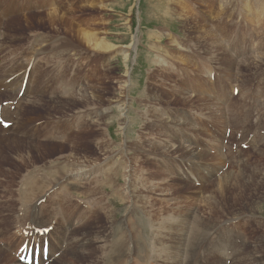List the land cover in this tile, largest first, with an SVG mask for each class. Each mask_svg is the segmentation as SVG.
<instances>
[{
	"label": "rangeland",
	"instance_id": "rangeland-1",
	"mask_svg": "<svg viewBox=\"0 0 264 264\" xmlns=\"http://www.w3.org/2000/svg\"><path fill=\"white\" fill-rule=\"evenodd\" d=\"M244 1H221L224 17L214 19L207 5L217 12L218 0H0V81L13 77L8 100L18 104L8 118L18 115L24 122L0 128V264H22L16 248L27 230L18 227L24 207L41 203L48 213L47 204L55 207L57 201L66 202L72 215L62 219L56 237L67 239L75 250L70 254L65 246H55L57 262L48 264H223L225 258L228 264H252L258 257L264 262V69L252 72L243 65L264 56V27L249 24L252 47L261 50H245L244 57L231 54L233 67L225 74L203 53L201 36L190 35L188 41L184 36L196 30L192 23L185 28V20H193L215 26L218 37H224L223 25L236 28L239 19H246ZM84 34L111 49H94ZM223 39L218 41L225 50ZM27 69L26 89L16 98ZM71 97L81 98L79 104H72ZM198 99L219 112L209 115ZM249 106H254L246 129L254 134L251 146L215 149L224 125L213 119L221 114L235 128L229 120L244 119ZM29 124L39 128L34 138L24 139ZM54 130H64L63 139H50L48 131ZM230 137L243 139L235 132ZM187 151L198 155L191 158ZM195 162L211 166L214 181ZM110 165L118 167L120 179L106 188L102 174ZM63 168L70 174L67 185L55 186L53 179L30 202L16 195L37 180L47 181L45 176H59ZM223 174L230 182L227 190L219 187ZM196 179H201L199 187ZM40 188L29 195H38ZM63 194L71 199L63 201ZM47 213L35 224L20 217L38 241L43 236L36 231L46 233L59 224L55 215L43 218ZM45 221L53 228L43 226ZM119 227L126 245L119 240ZM23 234L30 239L28 232ZM223 234L234 237L235 261L221 247ZM52 242L56 245L48 239L50 249ZM81 242L84 247L74 246ZM115 246L124 249L119 253Z\"/></svg>",
	"mask_w": 264,
	"mask_h": 264
},
{
	"label": "bare ground",
	"instance_id": "bare-ground-1",
	"mask_svg": "<svg viewBox=\"0 0 264 264\" xmlns=\"http://www.w3.org/2000/svg\"><path fill=\"white\" fill-rule=\"evenodd\" d=\"M219 2H220V4H219V6H220V8H219V10L217 11V12H215L213 9L211 10V9H209L210 8V5H209V2H208V5H207V9H208V12H209V17L210 16H214V19L216 18V19H222L223 17H221L220 16V13H221V11H223V9H224V7H223V3H221V1H223V0H218ZM231 1V0H230ZM253 3H251L250 2V0H245L244 2H242V8H243V13H244V15L246 16V19H244V18H241V19H239V22H238V24L236 25V26H234V27H236V28H230V29H228L229 27H227V25H223V27H222V30H223V32H224V37H222V38H224L223 39V41H221V42H223L224 43V49L225 50H223L222 48H221V46L220 45H222L219 41H218V39H222V38H219L218 37V32L217 31H215L214 30V28H216L215 26H211V25H209V23H207L206 25L205 24H201V21H199V22H196L195 21V24H194V22H192L193 20H185V21H188V22H186V24H185V28L187 27V23H192V25H193V29H196L195 31H193V33H190V34H187L186 33V35L184 34V36H185V39L188 41V40H191L190 39V35L191 36H195V37H193V38H196V39H198L200 36H201V40H202V43H204V46H202V50H203V53L204 54H207V55H210V58H213V60L215 61V62H217V64L218 65H222V67H221V70L222 71H224L223 72V74H225L226 72H230L231 73V68L233 67V62H234V57L231 55V54H233V55H237V57L238 56H240V57H244L245 55H246V53H245V50H248V54H253L254 52L255 53H257L258 51H260L261 49L260 48H257L256 49V51L254 50V48L252 47V45L254 44V41L255 40H252L251 39V33H249V31L252 29V28H250V26H249V24H256V25H258V29L259 30H262V28L264 27V0H251ZM226 3H228L227 1H226ZM197 4V3H196ZM228 4L226 5V10H224V11H229L230 9V7L228 8ZM181 7V6H180ZM253 7H256V10H252V8ZM235 9V8H234ZM183 11V10H182ZM186 11V10H185ZM233 11V10H232ZM184 12V11H183ZM181 13V12H180ZM179 13V14H180ZM57 14V13H56ZM184 14V13H183ZM216 14V15H215ZM225 14V13H224ZM55 14H49L48 15V17L49 18H53V17H56V16H54ZM186 15V14H185ZM199 16H203L202 14H198ZM227 15V14H226ZM235 15V14H234ZM240 15H241V13H240ZM188 16V15H187ZM122 17V16H121ZM189 17V16H188ZM213 18V17H212ZM185 19H188V18H185ZM245 20L246 22H247V24H248V26L246 27V29L244 30V27H242L241 26V22H242V20ZM48 22H49V24H54L53 22H54V20L53 19H48ZM207 22H209V20H207ZM17 23H19V21L17 20L16 22H14V24H16V27H17ZM234 23H235V21H234ZM201 26H203V27H205V28H201ZM263 26V27H262ZM207 27H208V29H207ZM253 27V26H252ZM248 28V29H247ZM255 32H257L256 30H254ZM253 31V32H254ZM254 32V33H255ZM188 33H189V31H188ZM259 33V32H258ZM262 34V37H263V33H261ZM84 36V40H86V42L87 43H91V45L94 47V49H99V50H109V49H111V47L110 46H107L106 44H103V43H98V39L96 38V39H94V38H92L91 36H89V35H83ZM254 36H255V34H254ZM5 38V37H4ZM218 38V39H217ZM259 39V38H258ZM105 40V39H104ZM64 41V40H63ZM187 41H185V42H187ZM262 41H264L263 40V38H262ZM40 43V42H39ZM44 43H45V41H44ZM106 43V42H105ZM199 43V42H198ZM200 44V43H199ZM256 45V44H255ZM261 45H262V43H261ZM226 46L228 47V48H230V50H231V53H228V52H226ZM263 49V48H262ZM63 54V53H62ZM259 54V53H258ZM197 56H199V55H197ZM253 56V55H252ZM251 57V56H250ZM261 57H263V58H261ZM68 58V57H67ZM245 59V58H244ZM26 61V60H25ZM199 62H202V61H199ZM27 63V62H26ZM210 63V62H209ZM203 64H205V63H203L202 62V65ZM212 64H213V62H212ZM243 65H244V67H245V69L247 68L248 69V71H252V72H257V71H261V70H263L264 69V56H261V55H259L258 57H251L250 59H246V61L243 63ZM9 67V66H8ZM18 67H20V65L18 66ZM23 67V66H22ZM251 68V69H250ZM195 69V68H194ZM7 71V70H6ZM16 72H17V70H15ZM243 71H244V69H243ZM246 71V70H245ZM264 72V71H263ZM194 74H195V72H193ZM259 73V72H258ZM257 73V74H258ZM12 74V73H11ZM14 74V73H13ZM184 74V73H183ZM264 74V73H263ZM15 75V74H14ZM196 75V74H195ZM254 75H255V73H254ZM259 75V74H258ZM258 75H256V76H258ZM261 75V74H260ZM253 76V75H252ZM264 76V75H263ZM262 76V77H263ZM3 77V76H2ZM5 77V76H4ZM261 77V78H262ZM7 78V77H6ZM10 78V77H9ZM188 78V77H187ZM202 78V77H201ZM2 79V78H1ZM38 79V78H37ZM39 80V79H38ZM244 81V80H243ZM250 82H252L253 80H249ZM249 82V83H250ZM255 82V81H254ZM34 83V82H33ZM22 84V83H21ZM21 84H20V87H21ZM240 84L242 85V83L240 82ZM244 84H247V83H244ZM243 84V85H244ZM252 84V83H251ZM34 85V84H33ZM224 85H225V83H224ZM223 85V86H224ZM192 86V85H191ZM20 87H19V89H20ZM193 87V86H192ZM215 87V86H214ZM222 87V86H221ZM35 88V87H34ZM197 88V87H196ZM242 88H244V87H241V89ZM215 90V89H214ZM233 91V90H232ZM241 91V90H240ZM223 92V91H222ZM215 93V92H214ZM90 94V93H89ZM80 95V94H79ZM85 95V94H84ZM87 95V94H86ZM240 95H242V94H239V96ZM93 97V96H92ZM73 97H71V99H72ZM85 98V97H84ZM65 99V98H64ZM79 99H81V98H78V99H72L71 100V103L73 104V102H74V100H76L78 103L77 104H79ZM221 99H223V97L221 98ZM258 99V98H257ZM34 100V99H33ZM54 100V99H53ZM67 100H68V98H67ZM83 100H86V99H83ZM250 100V99H249ZM20 101V100H19ZM65 101V100H64ZM189 101H191V100H189ZM198 101L199 102H201L200 104H202L205 108L204 109H206L207 111H208V114L209 115H213L214 113H216V111L217 112H219V109H217L216 107H212V104H206V102L205 101H202V99H198ZM32 102V101H31ZM186 102V101H185ZM222 102V100H220L219 101V103H221ZM244 102V101H243ZM247 102V101H246ZM42 103H44V102H42ZM83 103V102H82ZM216 103H218V102H216ZM216 103H215V105H216ZM247 103H250V101L249 102H247ZM84 104V103H83ZM86 104V103H85ZM44 105V104H43ZM48 105V104H47ZM94 106V105H93ZM228 106V105H227ZM229 107V106H228ZM227 107V108H228ZM250 108H246L245 107V118H247L248 120H250L249 118L251 117V113H252V110L251 109H254V106H249ZM226 108V109H227ZM225 109V110H226ZM242 111H243V109H242ZM230 112V111H229ZM103 113V112H102ZM225 113V112H224ZM228 113V112H227ZM226 113V114H227ZM94 114H96V113H94ZM229 114V113H228ZM233 114H235V113H233ZM233 114H232V116H233ZM240 114V113H239ZM221 115V114H220ZM217 116L216 118H215V120L216 121H221L222 120V118H224V117H222V116ZM224 115V114H223ZM125 116V115H124ZM228 116V115H227ZM230 116V118H231V115H229ZM222 117V118H221ZM234 117V116H233ZM232 117V118H233ZM230 118H228V119H230ZM131 119V118H130ZM234 119V118H233ZM233 119L232 120H229V122L231 121L232 122V125H234V122H233ZM264 119V118H263ZM106 120V119H105ZM214 120V119H213ZM235 121H237L236 122V130H237V133L238 134H241L242 132H243V130L244 129H246V126H247V122H246V120H242L241 118H240V116H239V118H236L235 119ZM264 121V120H263ZM95 122V121H94ZM18 123L21 125V123H23L24 124V122L22 121V118H21V120H19L18 121ZM95 124V123H94ZM120 124V123H119ZM230 124V123H229ZM262 124V123H261ZM89 126L91 125L90 123L88 124ZM263 125V124H262ZM32 126V125H31ZM264 126V125H263ZM122 127V126H121ZM38 127H32V129H29V134H27V133H22L23 134V136L25 135V136H28L29 137V139H31L32 137L34 138L35 136H32V135H35L34 133H33V130H35L36 131V129H37ZM41 130V129H40ZM124 129L122 128L121 129V131H123ZM64 135H65V133H64V130H54V131H48V137L50 138V139H55V138H57V140L58 139H63V137H64ZM25 136L23 137L24 139H25ZM5 139H9V138H5ZM2 140V142H6L7 140ZM12 139V138H11ZM36 139V138H35ZM16 139H12V141H15ZM34 141V140H33ZM122 147V146H121ZM45 148H48V147H46L45 146ZM130 150V149H129ZM107 152V151H106ZM105 152V153H106ZM190 155H191V151H187ZM220 153V152H219ZM107 155V154H106ZM109 156V155H108ZM192 157L191 158H193V157H196L197 155H195L194 153H192V155H191ZM216 159L218 160V157H216ZM222 159V158H221ZM219 161V160H218ZM60 164V163H59ZM33 166H36V164L35 165H32L31 167H33ZM115 166V165H114ZM63 167H65L64 165H63ZM67 167V166H66ZM57 168H59V167H57ZM64 169V171H63V173H61V174H59V176H45V179L47 178V181H40V180H37L35 183H33L31 186H29V188L26 190V191H24V192H22V193H20V194H18L17 193V191H16V195H18V197H19V199H22V200H25V201H32L34 198H36V197H38V196H40L41 194H42V191L46 188V187H48L49 185H50V183L52 182V180L54 179L55 180V184H53V185H55V186H57V185H59V183L60 182H62L63 184H66L67 185V182H68V180H69V178H70V174H68L69 173V171L67 170L68 168H63ZM67 171H66V170ZM113 172V174L112 175H109L110 173H112ZM50 173H48V174H46V175H49ZM51 175H52V173H51ZM69 175V176H68ZM222 176H224L223 177V181H221L222 182V184H220L219 185V187L220 188H225L226 190H227V187L230 185V182H228V176H225L224 174L222 175ZM263 176V175H262ZM102 178H105V182L107 183L106 185H105V187L107 188V186H111L112 184H114L115 182H116V180H117V178H119L120 179V177H119V175H118V167L116 168V169H114V170H112V166L110 165L109 166V168H107V171L104 173V174H102ZM64 179H65V181H64ZM260 182L258 183V186H260L261 184H262V182H263V178L261 177L260 178V180H259ZM47 182V183H46ZM41 186V188L39 189V194L38 195H29V193H31L32 194V192H33V190H34V188H36L37 186ZM54 186V187H55ZM64 186V185H63ZM258 186H256V187H258ZM72 191L73 190H78V188H76L74 185H69L68 186ZM263 187V186H262ZM51 188H53V187H51ZM65 190V189H64ZM63 190V191H64ZM46 191H47V189H46ZM61 193H62V190H61ZM63 197H65V199L63 200V201H65L66 200V198L68 197V195H66V194H63L62 195ZM10 198H11V201H12V203H11V205H13V196H12V194H11V196H10ZM43 197H40V198H38L37 199V201H39V200H41ZM68 198H70L71 199V197H68ZM8 201V200H7ZM70 201V200H69ZM57 203V205L54 207V204H53V202H51V204L50 203H48L47 204V207H46V211H48V213H49V215H48V213L47 212H45V207L44 208H42L41 209V207L40 206H44V204H41L40 203V206H38L37 205V203H35V205L32 207L31 205H28V206H26V207H24V209H23V212H24V214H22L21 213V215L19 214V218H18V221H19V225H18V227H22V228H20V229H24V228H27V230H25L24 232H28L29 233V230L31 231V226L29 225V222H33V224H35L36 222L37 223H40L43 219H41V215L43 214V212L44 213H47V214H44L43 215V218H45V217H52L53 215H55L56 216V219H57V222L59 223L58 225H54V228H53V224H51L50 225V223L49 222H47V221H45V222H43L42 223V225L43 226H47V227H50V228H53V229H51V231H46V232H48L46 235H44L43 236V238L42 239H39V241H42V243H43V241L45 240V239H50L51 241L52 240H56V245L54 244V242H52V247H51V249H50V258H49V261H50V263H53V262H57V260L53 257V255H54V247L56 246L57 248H59V245L61 246V248L63 247V246H65L66 247V249L68 248L69 249V251H70V254L71 253H74V250L75 249H73V245H70L69 243H68V240L67 239H65L64 238V236H65V234H63V232H62V234H61V237H63L64 239H63V241L60 239V240H58V238L56 237V231H57V227L59 226V225H62L63 224V220L62 219H65L66 221H68V219L67 218H69V216L68 215H72V213H69V211H68V209L65 207V205H66V202H62V204H61V202L60 201H57L56 202ZM5 204H6V202H4V203H1V207H2V205H3V207L5 206ZM65 204V205H64ZM35 207V208H34ZM33 208H34V211H33ZM92 210L93 208L92 207H88V206H84V210ZM29 210V211H28ZM50 210H53V212L51 213L50 212ZM67 213H69L68 215H67ZM82 215H84L85 213H81ZM34 215H36V217H33ZM95 215H98V214H95ZM94 215V216H95ZM4 216V215H3ZM63 216V217H62ZM20 217H23L24 219H29L30 218V220H29V222H24L23 223V225H22V220H21V218ZM77 217H79V216H77ZM92 217V216H91ZM79 218H81V217H79ZM55 219V218H54ZM76 219V218H75ZM74 219V220H75ZM250 220V219H249ZM252 220V219H251ZM125 221V220H124ZM124 221H122V222H124ZM254 221V220H253ZM50 222H53L52 220L50 221ZM93 222V221H92ZM247 222V221H246ZM102 223V222H101ZM247 224L249 225V223L247 222ZM215 226V225H214ZM260 226V225H259ZM47 227H45V228H47ZM247 227V226H246ZM16 228H17V226H16ZM55 229V230H54ZM82 228H80L79 230H81ZM260 229V228H259ZM121 229H120V227H119V231H120ZM77 231V230H76ZM212 231V230H211ZM23 232V233H24ZM74 232H75V230L74 231H71L70 232V234H73L74 235ZM14 233H16V232H14ZM17 233H19V230L17 231ZM23 233H20V237H21V244H20V246H22L23 244H25L26 243V240H27V236L25 235V234H23ZM31 233H32V231H31ZM36 233L38 234V235H40V234H43L41 231H36ZM117 233H119V232H117ZM70 234H69V237L68 238H70ZM120 234H121V231H120ZM130 234V233H129ZM201 235V234H200ZM210 235V234H209ZM115 236H116V234H115ZM138 236V235H137ZM197 236H199V235H197ZM196 236V237H197ZM221 236H223L222 238H220V239H222V241H223V243L221 244V247L223 248V249H225V250H227V251H229L228 253L229 254H231L232 255V260H233V258H234V255H233V253H232V247H233V240H234V237L232 236V237H229L228 235H225V234H223V235H221ZM31 237H33V235L31 236ZM119 237V236H118ZM135 237V236H134ZM200 237V236H199ZM198 237V238H199ZM201 237H203L202 235H201ZM215 237V236H214ZM117 238V237H116ZM120 239L119 240H121L122 239V234L120 235V237H119ZM195 238V237H194ZM201 239V238H200ZM117 240H118V238H117ZM205 240V239H204ZM122 241L124 242V240L122 239ZM121 242V241H120ZM127 242V241H126ZM263 242V241H262ZM261 242V243H262ZM212 243V242H211ZM86 243L85 242H81V245H79V244H76V245H74V246H76L77 248L78 247H84L83 245H85ZM118 244V243H117ZM124 244L126 245V243L124 242ZM202 244V243H201ZM213 244H214V242H213ZM91 245V244H90ZM116 245V244H115ZM125 245H124V247H125ZM196 245V244H195ZM20 246L18 247V248H16V249H19L20 248ZM198 246V245H197ZM196 246V247H197ZM224 246V247H223ZM90 247H92V245L90 246ZM116 247V249L118 250V252L120 253L124 248H122L121 246H115ZM86 248V247H85ZM193 248H195V247H193ZM228 248H230V249H228ZM234 249V248H233ZM78 250H80V249H78ZM235 250V252L237 253L238 251H236V249H234ZM192 251H194V250H192ZM14 253V252H13ZM241 253H242V251H241ZM228 254V255H229ZM65 255V254H64ZM141 255V254H140ZM71 256H73V255H71ZM236 257V256H235ZM15 262V261H14ZM128 264V263H127ZM223 264H228V259H226V260H223ZM232 264H234V262L232 263ZM252 264H264V262L262 261V259H260V257H258L257 259H255L253 262H252Z\"/></svg>",
	"mask_w": 264,
	"mask_h": 264
}]
</instances>
